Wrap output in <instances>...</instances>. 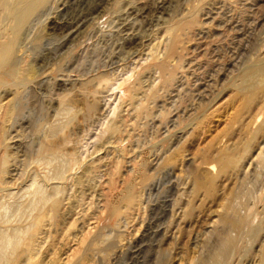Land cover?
<instances>
[{"label":"rangeland","instance_id":"obj_1","mask_svg":"<svg viewBox=\"0 0 264 264\" xmlns=\"http://www.w3.org/2000/svg\"><path fill=\"white\" fill-rule=\"evenodd\" d=\"M126 1H128V0H126ZM232 1L233 0H210L209 3L206 4V8H205L206 11H208L210 9L211 10L210 12L212 14L209 12L208 14L206 13V15H203L202 18H203L204 26L202 27L203 29H200L201 30L200 34L196 35L194 37L195 39L193 38L194 41L192 39V40L187 41L185 44L181 45L182 50L184 52L183 53L184 57L186 56V59L184 58V63L186 65L185 67H187V69H185V67L183 68V70L180 72L181 75L179 74L180 77L182 76L181 77L182 81H181V79H179V81L176 82V84L174 85L173 88H170L167 91H162L161 94L159 95V97H157L154 101L150 100L149 103L147 104L148 107L150 108L149 113L145 114V115H141L142 117L136 116L135 112L132 109V106H134L135 103L137 104L138 102H140L143 95H142V93H138L134 96V98L131 97L130 91L128 89L129 88V82L120 86L117 89L116 94H114L113 97H109V96H106L107 92H108V91L106 92V90L104 92H102V94H101V92H98V93L93 92L92 90L93 89L95 90L96 86L94 85L95 81H91V79H92V77H94L95 75H97L101 72H104V73L109 74L111 76L113 71L118 69L120 63L109 64V65H106L107 67L105 66V64L108 60L107 56L110 54L113 47H116V51H115L116 53H122L123 52V54H125V55L127 54V53H124L125 52L124 47L120 46V43H122L124 41V38L128 35L126 30H122L124 27H126V26L128 27L131 25L132 27L135 28V32H138L140 35L142 34L141 35V38H142L141 42L137 47V48H139V47L140 48L136 50L137 52H135L134 56H131L129 58V56H127L128 54L126 55L127 56L126 61H129L131 63H136V62L139 63V62H141L142 59L137 57V56L140 53L145 54L146 51H148L147 45L154 38V35L156 36V33H157V36L161 35V33H162L161 31L164 29V27L170 23V22L166 23V22H164V20L166 18L168 19L169 17H171L173 15H176L177 17H179L181 15V13H183L186 10L185 8L187 7V0L186 1L185 0H181V1L180 0H174L173 6H171L170 10H167L165 12H161L160 9L157 8L158 0H132L131 4L124 6V7L120 6L118 11H116L114 13L112 12V13L106 15L105 17L100 18L99 21H96L94 24L87 26L85 31H81L80 32L81 34L78 33L79 36H78V34L76 35V37H78V40H76L75 42H72V44L70 43L73 46H70V48H67L69 46L68 45L69 43H67L66 46H64L60 50L59 53H62L64 50L68 49V50H66V52H64L65 54L63 53L61 58L58 59L59 61H57V62H55V64L51 65L50 69L48 71H46L43 75L40 76V78L43 79V85H42L43 87H41V89H40L42 91H40L39 89L37 90L38 93L40 94V95L38 94V96H39L38 100L31 101L33 103H31V102L28 103L27 108H25L26 110L28 109L27 111L25 110V114H27L25 116H27V119L28 118L29 119L27 122H25L26 124L24 123L25 125L22 126L23 128L22 127L20 128V132H21L20 140L22 139L20 142L23 143V148H25V150L30 153V151H32V149L34 147L32 145L36 144L35 148H37L38 147L37 144L39 143V141H42V142L45 141V138H46L45 136L51 131L52 126H58L61 124H65L66 128H64L63 131H59V132L57 131L59 134L56 132L55 135L52 136V139H56L60 142L59 145H60V147L63 148V150L62 151H55L54 154L46 156V157H39L37 155H34L33 153H30V154L27 153L26 154L24 152L25 156L20 155V157L18 156V157L12 158V160L9 162L8 168H9V170H11V172L9 171L11 174L8 172V174H5L2 178H0V189L2 188L0 190V225L2 224V226H0V230H1L0 231L1 232L0 237L2 236V233L4 232L7 236H12V237L16 236L15 238H19L22 235L21 233H23V231L25 230V228L27 226V223L29 221L28 219L31 217V215H34L36 213V211H38L41 208L43 203H40V202H42V200H40V198L42 197L41 199H44L46 197H49L50 195H54V196L57 195L63 199L62 200L63 203L61 204V207H62L61 208V215L56 218L53 226H51V227L47 226L48 229L46 228V226H44L45 228L43 227L45 229V231H46V229L48 230L47 231V237L45 238V241H43L44 239L43 240L41 239V241H40V239H38L41 243V247H40V250L38 252V255H40V256L36 257V262L34 264H88V263L89 264H115V263L116 264H163V263L164 264H193L198 258L203 257L204 254H205V256H207V254L209 253V248H207V247H210V245H213L215 242L212 241V239L209 242H208V240H206V231L210 230V228L213 226L214 222H216L217 216L212 215L210 217L211 220H208L207 222H205L203 224L204 226L202 225V228L200 226L196 229H191L190 232H187V234L185 233L184 236H181L182 238L180 237V239H177L178 235H180V230H179L178 226L176 225V223L173 222L169 226H165L164 223H162L164 221L163 220L164 214H163V212L161 213L160 208H161V204H163L164 197H161V196H166L167 192H165V191L167 190V185H168L167 183H169V181L173 180V179L177 180L178 183H179V180L182 182L181 184H178L175 181L176 182V188H175L176 194L175 195L179 194L183 190L186 191V189L188 187V184L186 182L190 181L189 171H190V169H192L191 166L189 168V164L193 165L194 158L196 159L195 155L198 152V149H203L204 147H207V145L214 138V136L220 135V133L225 129V127L227 126L226 122H228L227 117H229L228 113H230L233 106L235 105L232 92H233V90L238 88L239 85H241L243 76H242V70L239 69V65H235L233 68L234 62H232V64L230 63L231 62V54H232V51L235 49V47L237 45L236 43H238V40L240 39V37L245 36V35H240L239 33H236L237 35H235V33H233V32L231 33V31H228L229 29L226 27L225 22H227V20L230 18L229 17L231 15L230 13H233L234 6L238 5V7H246L247 6V7L254 8V5H253L254 3H252V1H246V0H245V2H244V0H240V2H239V0H235L233 2ZM211 2H213V3H211ZM228 2H230V3H228ZM147 3H148V5H150V8H152L151 13H149V14H146L144 12V9H143V7L145 5H147ZM218 3L220 4V6ZM258 3L261 4V9H263L264 8V4H263L264 0H261L260 2L258 1ZM82 4H85V3H82ZM215 4H216V6H214ZM74 7H72V8H74ZM72 8L69 10L72 11ZM120 8H122V9H120ZM129 8H134L135 12L133 14H130ZM231 10H232V12H230ZM70 11H66V13L69 12L67 14V16H66V13L65 14L63 13L65 16L64 15H62V16L63 17H69L71 15ZM219 11L220 12L222 11V13H220ZM72 12H73L72 13V15H73L75 13L74 9ZM220 17L222 20L219 19ZM145 19H148L150 21V23L147 24L146 21L143 22V20H145ZM209 19H211L212 21L210 20V22H208ZM215 19H217V20H215ZM225 19H226V21H225ZM112 20H113V22H112ZM204 20H206V23ZM159 21H160V23H159ZM215 21H217V22L215 23ZM220 22H222V24ZM217 23H219V24H217ZM214 31H215V33H214ZM224 31H226V32H224ZM252 31L253 32L255 31L254 34L257 33V30H252ZM89 32H90V34H89ZM143 32L144 33L146 32V34H144ZM117 37H119V38L122 37V38L120 40H115L113 42L114 38H117ZM233 41H235V42H233ZM116 42H118L119 45ZM189 42H192V43H189ZM234 44H235V46H234ZM208 45H210V46H208ZM108 46H112V47H108ZM233 46H234V48H233ZM107 47L109 49H107ZM190 49H191V51H190ZM119 50L120 51L122 50V52H120ZM255 50H257V49H255ZM185 51H187V53ZM256 52L257 53L254 56L253 60L252 61L250 60L249 62H247L249 65H252V63H254L253 65H258L261 63V59H262L261 57L263 54L258 52V51H256ZM104 55H105V58H104ZM194 55H196V56L194 57ZM55 56H57V54H54V53L51 54V57H55ZM160 57H161V55H160ZM196 60L199 62H197ZM52 61H54V60H52ZM142 61H143V63H146V62H144V60H142ZM150 63H152V61H150ZM196 64H198V65H196ZM189 65H190V67H189ZM58 66H60V67H58ZM136 70L138 71V69H136ZM81 73H83V74H81ZM147 73H149V74H147ZM142 74H143L142 75L143 80H145L144 83H146V85L148 83H150V81H152L151 79H153V77L150 78V81L148 79V76L151 74L149 69L142 70ZM43 76H44V78H43ZM189 77H190V79H189ZM157 79L154 82H156V81L158 82L159 79L158 80ZM87 80L89 82H87ZM90 83H91V85H90ZM92 83H93V86H92ZM48 85H52V90H50L51 92L48 90V87H47ZM80 86L81 87L83 86V88L84 87L85 88L84 89L82 88V90H81ZM63 87H67V89L65 88V90H64ZM229 87H230V89L228 90ZM69 89L73 90V91H71L72 93L70 92ZM101 90H103V89H101ZM56 91H57V93H56ZM87 91H88V93H87ZM49 92H50V94H48L49 95L48 96L47 93H49ZM68 92H69V95H68ZM188 92L191 93V97H190ZM41 93H42V95H41ZM43 93H45V94H43ZM54 93H56V94H54ZM65 93H67L68 97L73 96V97H71L72 100L75 103H77L76 104L77 107H75V108L73 107V109H71L70 111L67 109H64L60 106V98H61L60 94L62 96ZM90 93H92V94L95 93V94L92 96V94H90ZM74 94H75V96H74ZM56 95H58L60 98ZM101 95H103L104 97ZM41 96L42 97L44 96V97L41 98ZM82 96H84V99ZM96 96H98L100 99ZM52 97H54V98H52ZM56 97H58L59 99ZM93 97H95V98L93 99ZM205 98H206V100H205ZM39 99L40 100L43 99L42 102ZM188 99H189V102H188ZM48 100H50V101H48ZM55 101H57V102H55ZM85 101H87V102H85ZM89 101H91L90 103L97 104L98 109L90 110L88 112L87 111V105H88ZM190 101H191V103H190ZM49 102H51V104ZM53 102H55V103H53ZM78 103H80V104H78ZM145 103H147V102H145ZM204 103H205V105H204ZM174 104H175V106H174ZM46 105H49V106L46 107ZM117 105H118L119 109L121 108L119 110V114L122 112L121 115L124 116L125 118L129 119L127 122V125L125 127L126 129L121 134V138L119 137L120 134H116L113 136L106 135V134L103 135V130H104V127L107 123V121H105V120L108 119V121H109V119L114 116L113 108ZM172 105L174 108L172 107ZM195 105H196V107H194ZM231 105H232V107H231ZM31 107L34 109V111ZM45 107H46V110H45ZM54 107L57 109H54ZM193 107H194V109H193ZM126 108H127V110H125ZM74 109H75V111H74ZM213 109L215 112L213 111ZM226 109H227V111H226ZM229 109H231V110H229ZM30 110H32V111H30ZM41 111H42V113H41ZM178 111H180L181 113ZM182 112H184V113L182 114ZM33 113H35V114H33ZM80 113H82V114H80ZM88 113H89V115H88ZM110 113H111V115H110ZM78 114H80V115H78ZM81 115H83V116H81ZM125 115L126 116L128 115V116L126 117ZM223 116L224 117L226 116V118H224ZM53 117H55V118H53ZM67 117H68V119H66ZM69 117H70V119H69ZM99 117L100 118L103 117L104 119L100 120ZM185 118H187V119H185ZM54 119H56V120H54ZM131 119H133V120H131ZM49 121H51V122H49ZM222 121H225V123ZM93 122H95V123H93ZM27 123H28V125H27ZM67 123H70V124L68 125ZM188 123H190L189 126H188ZM214 123H216V125ZM71 124L73 125V127ZM175 124L177 126H175ZM29 125H30V127H29ZM219 125H222L221 127H224V128H220ZM74 126L77 129L74 128ZM87 126H89V127H87ZM217 126H219V127L216 128ZM85 127H87V128L85 129ZM180 129H182V130H180ZM35 131L38 134H36ZM64 132H66L67 136H68L67 137L68 140L65 142L62 139L63 136H61L64 134ZM32 133L35 135H33ZM41 133H43V134H41ZM178 135H180V136H178ZM205 135H207L208 137ZM31 136H32V138H31ZM57 136H60V137H57ZM26 137L29 138L28 139L29 142L26 140L27 139ZM84 137H85V139H84ZM111 138H113V139H111ZM114 138L115 139L117 138L118 140L117 139L115 140ZM23 140H26L27 142L23 141ZM89 141H90V143H89ZM104 141H106V142H104ZM13 144H15V142L12 143V147L16 148V145L14 146ZM99 144H101V145H99ZM107 144H109V145H107ZM262 144L264 145V141L261 142V146H262ZM196 145H198V146H196ZM190 146H192V147H190ZM13 150H15V149H13ZM66 151H70L71 153H74V156L70 157L69 155H65ZM189 151H191V152H189ZM256 154H257V151L253 152L252 153L253 156L251 155L250 158L245 159L242 163L241 172L247 173L246 174L247 178L245 179L244 184L240 186V195L239 196L241 197L240 199L243 200L244 199L243 197H245V195H246L245 199H248L250 202H252V204L254 202H256V199H258V201L255 205V208H254L255 216L253 218V222L255 223V225L259 229L258 233H257L258 236H257L256 240H254L253 238H250V236L248 234L245 233L243 238L239 241L240 249L237 252H235V255L233 254V256H232L233 260L231 259L230 263H228V264H264V192L263 191L258 192V191L264 190V180H263L264 174L260 175V177H259L258 175L252 173L253 165L251 164V162L253 160H255ZM182 155H183V157H182ZM32 157H35V159ZM177 157H179V158H177ZM127 158H129V159H127ZM28 159H29V161H28ZM145 160H147V161L145 162ZM168 160H170L171 163H168L169 162ZM58 161H61V162H58ZM76 161L79 163H77ZM187 161H189V162H187ZM108 163H110L111 166H113L115 168L110 167V164H108ZM41 165H43V166H41ZM78 165H79V167H78ZM81 165H82V167H81ZM131 165H133L132 168L130 167ZM164 166H166V168ZM88 167H89V169H88ZM128 167H129V169H128ZM167 167H169L170 169H168ZM140 168H142V171L140 170ZM103 169L104 170L106 169L105 170L106 172ZM136 169H137V171H136ZM84 170H85V172H84ZM109 170L111 173L108 172ZM186 170H187V172H186ZM17 171H19V172H17ZM128 171L131 174H129ZM20 173H22V174H20ZM82 173H84V175ZM169 174H170V176H168ZM21 177H23V178L21 179ZM43 178H44V180H42ZM175 178H178V179H175ZM65 179H66V182H65ZM81 179L83 181H81ZM108 179H109V181H108L109 185L107 186L108 183H106V182ZM56 180H57V182H56ZM58 180L60 183L58 182ZM50 181H51V183H50ZM63 181L65 183H63ZM84 181L87 183L85 184ZM17 182H18V184H17ZM79 182H80V184H79ZM91 182H92V184H91ZM129 182L134 185L133 191L135 192V195H137V193H139V191L142 190V186H143V184H145V187L143 188V194L141 197V199H143L142 203L139 205L137 203V206H136V202H135L134 205L132 206L133 208L131 207L128 211L122 212L120 215H113V213L111 211V206L108 205V202H110L115 197V195L118 193V191L119 192L122 191L129 184ZM36 183H37V186H36ZM43 183H45V184L43 185ZM121 183H123V184H121ZM52 184H54V185H52ZM78 184H79V186H78ZM86 185H88V187ZM184 185L186 188L184 187ZM48 186L52 187V188H49ZM85 186L88 189H86ZM119 186H121V187H119ZM3 187H5V188L3 189ZM8 187H10V189ZM80 187H82V188L84 187V188L81 189ZM260 187H261V189L259 190ZM30 188H31V190H30ZM32 188H34V189H32ZM103 188H104V190H103ZM252 188L255 190V192ZM148 189H149V191H148ZM26 191H27V194H25ZM246 191L250 194H248V195L245 194ZM29 192H31L32 195ZM242 193H244V194H242ZM261 193H262V196H261ZM44 194H45V196H44ZM150 194H152V195H150ZM143 195H144V197H143ZM25 196H26V198H25ZM43 196H44V198H43ZM34 197H36V198H34ZM82 197L87 199V200L83 199ZM87 197H89V198H87ZM28 198L29 199L31 198L33 203ZM155 198H157V200ZM186 198H188V196ZM66 200H67V202H66ZM64 201L66 204L64 203ZM146 201H148V202H146ZM157 201H159V202H157ZM35 202L36 203L38 202V203L36 204ZM123 203L124 202H122L121 204H123ZM159 204H160V206H159ZM33 206H36V207H33ZM67 207L69 209L71 207H73V208H71L69 210ZM153 207L154 208L156 207V208L154 209ZM32 208H33V210H32ZM169 208H170L169 209V215L175 214L176 217L179 216L180 209H178L177 206L174 208L173 212L171 210L172 208L171 207H169ZM158 209H159V211H158ZM131 210L133 211V213ZM26 211H27V213H26ZM31 212H32V214H31ZM66 212H68V213L70 212V213L68 214ZM71 212H72V214H71ZM129 212L131 213V217L129 215L130 214ZM126 213L128 214V216H126L127 215ZM27 216H29V217L27 218ZM151 217L154 218L153 221H152ZM156 217H158V219ZM119 218L120 219L122 218V219L119 221L120 222L119 225H116ZM24 219H25V221H24ZM65 219H66V221H65ZM73 219H75V220H73ZM150 221H151L152 225L146 226L145 223H149ZM156 221H157V223H156ZM122 222H124V223H122ZM158 222L161 223L160 224L161 226H159ZM123 224H125V225H123ZM127 224H128V227L125 228V226ZM5 226H6V228H5ZM105 227H106V229H105ZM111 227H114V229H116L117 231L114 229H111ZM122 227H123V230H125L126 232L123 230L121 231ZM156 227L158 230L156 229ZM56 228H58V229H56ZM100 231H101V238H100L99 243L96 244L97 249H95L93 251L87 250L86 248L90 244V243H88L89 240L91 242L95 238L96 233H98ZM118 232H119V234H118ZM15 233H17V234H15ZM17 235H18V237H17ZM139 235H141V236L139 237ZM144 235H146V236H144ZM147 235H148V238H147ZM112 238H114V239H112ZM157 239H158V241H157ZM176 239H177V241H176ZM128 240H130V241L132 240V241L130 242ZM127 242H129V243H127ZM0 243H1V238H0ZM140 244H142V246H140ZM205 245H208V246H205ZM12 246L13 245L9 244L5 248V250H3V252H2L1 247H0V264H5L6 259L9 257L8 255H10V253L12 252V249L14 248ZM143 246H145L146 250H144L145 248ZM160 246H161V248H159ZM117 249L119 251H117ZM110 250H112V251H110ZM101 251H103V252L100 253ZM104 251H107V252H104ZM244 251H246V252H244ZM132 252H133V254H132ZM112 258L114 259L113 261H112ZM163 258H165V259L163 260ZM86 259H88V261H86ZM100 259H102L103 261ZM103 262H105V263H103ZM21 263H24V259H20V264Z\"/></svg>","mask_w":264,"mask_h":264},{"label":"bare ground","instance_id":"obj_2","mask_svg":"<svg viewBox=\"0 0 264 264\" xmlns=\"http://www.w3.org/2000/svg\"><path fill=\"white\" fill-rule=\"evenodd\" d=\"M209 1L210 0H187V7L185 8L186 10L183 13H181V15L179 17H177L176 15H173V16L169 17L168 19L166 18L164 20V22H166V23L170 22V23L167 26L164 27V29L161 31L162 32L161 35L157 36V33H156V36L154 35V38L147 45L148 46V49H147L148 51H146L145 54H141L140 53L137 56V57L141 58L142 60H144V62H146V63H143L142 60H141L142 63L141 62H139V63H137V62L136 63H131L129 61H126L127 56H129V58L131 56H134L135 52H137L136 50L140 48V47L139 48H137V47H138V45L141 42V39H142L141 35L142 34L140 35L138 32H135V28L132 27L130 24H129L130 26L124 27L122 30H126L128 35L124 38V41L122 43H120V46L124 47V50H125L124 53H127L128 55L126 54L127 55L126 56L125 54H123L122 50L121 51L119 50L122 53H116L115 52L116 51V47H113L111 52H110V54L107 56L108 60H107V62L105 64V66L109 65V64H115V63H120V65H119L118 69L113 71L111 76L109 74L101 72V73L95 75L94 77H92L91 81H95L94 85L96 86V89L95 90L93 89L92 91L93 92H97V93L101 92V94H102V92H104L106 90V92L107 91L109 92V93L107 92L106 96L113 97L114 94H116V91H117V89L120 86H122V85L126 84L127 82H129V88L128 89L130 91L131 97L134 98V96L136 94H138V93H142V95H143L142 99L140 100V102H138L137 104L135 103L134 106H132L133 111L135 112L136 116H138V117H140L141 115L148 114L150 108L148 107L147 104L149 103V101L150 100L154 101L157 97H159V95L161 94L162 91H167L170 88H173L174 85L176 84V82L179 81V79H181L182 76L180 77L179 74L183 70V68L186 66L185 63H184V58L186 59V56L184 57V54H183L184 52L182 50V46L181 45L185 44L189 40H192L196 35L200 34V32H201L200 29H203L202 27L204 26L202 17H203V15H206V13L208 14L211 11L210 9L208 11H206V9H205L206 8V4L209 3ZM233 1H235V0H233ZM246 1H252V3H254L253 4L254 8L247 7V6L246 7H238V5L237 6L233 5L234 6L233 13H230L231 15L229 16L230 17L229 19L226 17L228 20H227V22H225L226 23V27L229 29L228 31H231V33L233 32V33H235V35H237L236 33H239L240 35H245V36H241L240 37V39L238 40V43H236L237 45H236L235 49L232 51V54H231V62L230 63L232 64V62H234L233 63V68H234L235 65H239V69L242 70L243 79H242L241 85H239L240 87L237 85L238 88L235 87L236 89L234 88L235 90H233V92H232L233 93V97H234L233 100L235 102V105L233 106L232 110L229 109L231 111H230V113H228L229 117H227L228 118L227 119L228 122H226L227 126L220 133V135H215L214 136V138L209 142L207 147H204L203 149H198V152L195 155L196 159L194 158L193 165L189 164V168L191 166L192 169H190V171H189L190 181L186 182L188 184V187H187L186 191L183 190L179 194L175 195L176 194L175 193V188H176L177 180L173 179V180H170L169 183H167L168 184L167 185V190L165 191V192H167L166 196H161V197H164L163 204H161V208H160L161 213L163 212V214H164V219H163L164 221L162 223H164L165 226H169L173 222L176 223V225L178 226V228L180 230V235H178L177 239H180V237L184 236L185 233L187 234V232H190L191 229H196V228H198L200 226L202 228V225L205 222H207L208 220H211L210 217L212 215H216L217 216L216 222H214V224L210 228V230L206 231V240H208V242H209L212 239V241L215 242L213 244L214 246L209 244L210 247H207V248H209V253L207 254V256H205V254H204L203 257L198 258V259L196 258L197 260L193 264H228V263H230V260L232 259L233 254L235 255V252H237L240 249L239 241L243 238L245 233L248 234L250 236V238H253L254 240H256V238L258 236L257 233H258L259 229L255 225V223L253 222V218L255 216L254 208H255V205H256L258 199H256V202H254L252 204V202H250L248 199H245L246 195H245V197H243L244 198L243 200L240 199L241 197L239 195H240V186L244 184L245 179L247 178V175H246L247 173H242L241 172L242 163H243V161L245 159L250 158L252 153L255 152V151H257L256 158H255V160H253L251 162V164L253 165L252 173L258 175L259 177H260V175L264 174V145L262 144V146H261V142L264 141V8L261 9V4L258 3V1L260 2L261 0H257V1L256 0H246ZM173 2H174V0H158L157 8H159L161 12H165L167 10H170L171 6H173ZM239 2H240V0H239ZM244 2H245V0H244ZM82 3H85V4H82ZM131 3H132V0H128V1H126V0H0V178H2L5 174H8L9 171L11 172V170H9V168H8V164L12 160V158H15V157H18V156L20 157V155H24V152L26 154L29 153L28 151L25 150V148H23V143L20 142L22 140V139L20 140V138H21L20 128L23 125H25L26 124L25 122H27L28 119H29V118L27 119V116H25V115H27V114H25V110H26L25 108H27V104L30 103L31 101L38 100V97H39L38 94L39 93H38L37 90L38 89L40 90L41 87H43L42 86L43 85V79H41L40 76L43 75L46 71H48L50 69L51 65H53V64H55V62L59 61L58 59H60L61 56L63 55V53L66 52V50H68V49H66L62 53H59L60 50L64 46H66L67 43H69L68 44L69 46L67 45L68 46L67 48H70V46H73L71 44H72V42H75L76 40H78V37H76V35L78 33H80L81 31H85L87 26H89L91 24H94L96 21H99L100 18L105 17L106 15H108V14H110L112 12L114 13V12L118 11L120 6L124 7V6H127V5L131 4ZM211 3H213V2H211ZM228 3H230V2H228ZM214 6H216V4ZM219 6H220V4H219ZM72 7H74V8H72ZM71 8H72V11H73V9L75 11V13L73 15H72L73 12L69 10ZM120 9H122V8H120ZM143 9H144V12L146 14H149L152 11V8H150V5H148V3H147V5H145L143 7ZM66 11H70L71 15L69 17H63L62 16V15H64L66 13ZM129 11H130L129 12L130 14H133L135 12L134 8H129ZM230 12H232V10ZM68 13H66V16H67ZM220 13H222V11ZM219 19H221V17ZM210 20L211 19H209V21L208 20L207 21L210 22ZM215 20H217V19H215ZM144 21H146L147 24L150 23V21L148 19L143 20V22ZM204 21L206 23V20H204ZM225 21H226V19H225ZM112 22H113V20H112ZM216 22L217 21H215V23ZM159 23H160V21H159ZM220 23L222 24V22H220ZM217 24H219V23H217ZM252 30H257V33L254 34L255 31L253 32ZM224 32H226V31H224ZM214 33H215V31H214ZM89 34H90V32H89ZM144 34H146V32ZM78 36H79V34H78ZM121 38L117 37V38H114V40L113 39L112 40L114 42L115 40H120ZM194 39H193V41H194ZM233 42H235V41H233ZM116 43L118 44V42H116ZM189 43H192V42H189ZM208 46H210V45H208ZM234 46H235V44H234ZM234 46H233V48H234ZM108 47H112V46H108ZM108 47H107V49H109ZM255 49H257V50H255ZM187 51H185V52L187 53ZM190 51H191V49H190ZM256 51H258V52L263 54L262 57H261L262 58L261 59V63L259 62L260 64H258V65H253L254 63H252V65H249L247 62H249L250 60L251 61L253 60L254 56L257 53ZM52 53L57 54V56L51 57ZM160 55H161V57H160ZM195 56L196 55H194V57ZM104 58H105V55H104ZM52 60H54V61H52ZM150 61H152V63H150ZM197 62H199V61H197ZM196 65H198V64H196ZM58 67H60V66H58ZM189 67H190V65H189ZM136 69H138V71ZM144 69H149L150 72H151V74L148 76L149 81H150V78L153 77V79H151L152 81H150V83H148L147 85H146V83H144L145 80H143V77H142V75H143L142 74V70H144ZM185 69H187V67H185ZM81 74H83V73H81ZM147 74H149V73H147ZM43 78H44V76H43ZM156 79L158 80V82L157 81L154 82ZM189 79H190V77H189ZM181 81H182V79H181ZM87 82H89V81L87 80ZM90 85H91V83H90ZM92 86H93V83H92ZM47 87H48L49 91L52 90V85H48ZM65 88L67 89V87H63L64 90H65ZM82 88H83V86L81 87V90H82ZM101 89H103V90H101ZM229 89H230V87L228 88V90ZM40 91H42V90H40ZM71 91H73V90L71 89L70 92ZM50 92L47 93V95L50 94ZM56 93H57V91H56ZM56 93H54V94H56ZM87 93H88V91H87ZM43 94H45V93H43ZM90 94H92V93H90ZM94 94L95 93H93L92 96ZM41 95H42V93H41ZM68 95H69V92H68ZM68 95H67V93H65L64 95L61 96V94H60L61 98L58 95H56V96H58L60 98V106L62 108H64V109H67V110L70 111L71 109H73V107L74 108L77 107L76 106L77 103H75L72 100L71 97H73V96H71V97L69 96L68 97ZM103 95H101V96H103ZM189 95L191 97V93H189ZM74 96H75V94H74ZM43 97L41 96V98H43ZM58 97H56V98H58ZM82 97L84 99V96H82ZM96 97H98V96H96ZM52 98H54V97H52ZM94 98L95 97H93V99ZM42 100H40V101L42 102ZM205 100H206V98H205ZM48 101H50V100H48ZM55 102H57V101H55ZM55 102H53V103H55ZM85 102H87V101H85ZM90 102L91 101H89V103L87 105V111L88 112L90 110L98 109L97 108L98 107L97 104L90 103ZM145 102H147V103H145ZM188 102H189V99H188ZM31 103H33V102H31ZM49 103L51 104V102H49ZM190 103H191V101H190ZM78 104H80V103H78ZM204 105H205V103H204ZM47 106H49V105H46V107ZM174 106H175V104H174ZM46 107H45V110H46ZM172 107H173V105H172ZM194 107H196V105ZM194 107H193V109H194ZM231 107H232V105H231ZM127 108L125 110H127ZM54 109H57V108L54 107ZM120 109H119L118 105L115 106L113 108L114 116L112 115L113 117L110 118L109 121H108V119L105 120V121H107V123H106V125L104 127L103 135L106 134V135L113 136V135H116V134H120L119 137L121 138V134L126 129L125 127H126L127 122H128L129 119H127L124 116H122L121 115L122 112L119 114V110ZM227 109H226V111H227ZM30 111H32V110H30ZM33 111H34V109H33ZM74 111H75V109H74ZM213 111H214V109H213ZM178 112H180V111H178ZM41 113H42V111H41ZM82 113H80V114H82ZM183 113L184 112H182V114ZM33 114H35V113H33ZM80 114H78V115H80ZM88 115H89V113H88ZM110 115H111V113H110ZM81 116H83V115H81ZM53 118H55V117H53ZM187 118H185V119H187ZM224 118H226V116ZM66 119H68V117ZM69 119H70V117H69ZM101 119H104V118L102 117V118H100V120ZM54 120H56V119H54ZM131 120H133V119H131ZM49 122H51V121H49ZM222 122L225 123V121H222ZM93 123H95V122H93ZM67 124L69 125L70 123H67ZM189 124L190 123H188V126H189ZM214 124L216 125V123H214ZM27 125H28V123H27ZM222 125H219L220 128H224V127H221ZM175 126H177V125L175 124ZM219 126H217L216 128H218ZM29 127H30V125H29ZM72 127H73V125H72ZM87 127H89V126H87ZM87 127H85V129ZM64 128H66L65 124H61V125H58V126H52L51 131L45 136L46 137L45 141L42 142V141L38 140L39 141V143L37 144L38 147L35 148L36 144L32 145L34 147H33L32 151H30V153H33L34 155H37L39 157H46V156L54 154L55 151H62L63 148L60 147V145H59L60 142L58 140H56V139H52V136H54L57 131L58 132L59 131H63ZM74 128H76V127L74 126ZM180 130H182V129H180ZM43 133H41V134H43ZM36 134H38V133L36 132ZM33 135H35V134H33ZM61 136H63L62 139L64 140V142L68 140L67 139L68 136H67L66 132H64V134L61 135ZM178 136H180V135H178ZM205 136H207V135H205ZM57 137H60V136H57ZM31 138H32V136H31ZM28 139L29 138H27L26 140L28 141ZM84 139H85V137H84ZM111 139H113V138H111ZM26 140H23V141H26ZM13 142H15V144H13V145L14 146L16 145V148L12 147V143ZM104 142H106V141H104ZM89 143H90V141H89ZM99 145H101V144H99ZM107 145H109V144H107ZM196 146H198V145H196ZM190 147H192V146H190ZM13 149H15V150H13ZM189 152H191V151H189ZM65 153H66L65 155H69L70 157L74 156V153H71L70 151H66ZM182 157H183V155H182ZM32 158L35 159V157H32ZM177 158H179V157H177ZM127 159H129V158H127ZM28 161H29V159H28ZM61 161H58V162H61ZM146 161L147 160H145V162ZM168 161H169L168 163H171L170 160H168ZM187 162H189V161H187ZM77 163H79V162H77ZM108 164H110V163H108ZM133 165H131L130 167L132 168ZM41 166H43V165H41ZM78 167H79V165H78ZM81 167H82V165H81ZM110 167L115 168V167L111 166V164H110ZM164 167L166 168V166H164ZM167 168L170 169L169 167H167ZM88 169H89V167H88ZM128 169H129V167H128ZM140 170L142 171V168H140ZM187 170H186V172H187ZM136 171H137V169H136ZM17 172H19V171H17ZM84 172H85V170H84ZM108 172H110V170ZM130 172H129V174H131ZM20 174H22V173H20ZM82 174L84 175V173H82ZM168 176H170V174ZM22 178L23 177H21V179ZM175 179H178V178H175ZM42 180H44V178ZM81 181H83V180L81 179ZM108 181H109V179L107 180L106 183H108ZM18 182H17V184H18ZM56 182H57V180H56ZM58 182H59V180H58ZM65 182H66V179H65ZM65 182L63 181V183H65ZM50 183H51V181H50ZM86 183L87 182H85V184ZM181 183L182 182L179 180L178 184H181ZM44 184L45 183H43V185ZM79 184H80V182H79ZM79 184H78V186H79ZM91 184H92V182H91ZM121 184H123V183H121ZM52 185H54V184H52ZM108 185H109V183L107 184V186ZM36 186H37V183H36ZM86 186L88 187V185H86ZM86 186H85V188L88 189ZM119 187H121V186H119ZM133 187H134V185L129 182V184L122 191H120V192L118 191V193L115 195V197L110 202L107 201L108 205L111 206V211H112L113 215H120L122 212L128 211L134 205L135 202H136V206H137V203H138V205L142 203L143 199H141V197H142V194H143V188L145 187V184H143L142 190H140L139 193H137V195H135V192L133 191ZM184 187H185V185H184ZM4 188L5 187H3V189ZM8 188L10 189V187H8ZM49 188H52V187H49ZM80 188L83 189L84 187L83 188L80 187ZM32 189H34V188H32ZM260 189H261V187L259 188V190ZM30 190H31V188H30ZM103 190H104V188H103ZM148 191H149V189H148ZM262 191L264 192V190H261V191H258V192H262ZM254 192H255V190H254ZM29 193L31 194V192H29ZM25 194H27V191H26ZM45 194H44V196H45ZM242 194H244V193H242ZM245 194L248 195L250 193H248L246 191ZM150 195H152V194H150ZM44 196H43V198H44ZM187 196H188V198H186ZM261 196H262V193H261ZM36 197H34V198H36ZM143 197H144V195H143ZM25 198H26V196H25ZM41 198H40V200H42V202H40V203H43L42 206L40 205L41 208L40 209L38 208L39 210L36 211V213L34 215H31V217L28 219L29 221L27 223V226L25 225L26 228L23 231V233H21L22 235L19 238H15L16 236H14V237L7 236L4 232L2 233V236L0 237L1 238L0 247H1L2 252H3V250H5V248L9 244L13 245L12 247H14L12 249V252L10 253V255H8L9 257L6 259L5 264H20V259H24V263H21V264H34L36 262V257L40 256V255H38V252H39L40 247H41L40 241H41V239L42 240L44 239L43 241H45V238L47 237V231H48L47 230L48 229L47 226H49V227L53 226V224L55 223L56 218L61 215V208H62L61 204L63 203L62 202L63 199L61 197L57 196V195H55V196L54 195H50L49 197H46L44 199H41ZM87 198H89V197H87ZM83 199H85V198H83ZM155 199L157 200V198H155ZM29 200H31V198ZM85 200H87V199H85ZM31 202H32V200H31ZM66 202H67V200H66ZM122 202H124V203L121 204ZM146 202H148V201H146ZM157 202H159V201H157ZM64 203H65V201H64ZM36 206H33V207H36ZM159 206H160V204H159ZM176 206L178 207V209H180L179 216L176 217L175 214H172V215L170 214L171 215L170 216L169 215V209H170L169 207L172 208L171 210L173 212L174 208ZM71 208H73V207H71ZM32 210H33V208H32ZM158 211H159V209H158ZM26 213H27V211H26ZM66 213H68V212H66ZM132 213H133V211H132ZM31 214H32V212H31ZM71 214H72V212H71ZM129 215L131 217V213ZM126 216H128V214ZM28 217L29 216H27V218ZM156 218L158 219V217H156ZM121 219L119 218V220L117 221L116 225H119V223H120L119 221ZM153 219L154 218H152V221H153ZM73 220H75V219H73ZM24 221H25V219H24ZM65 221H66V219H65ZM122 223H124V222H122ZM156 223H157V221H156ZM125 224H123V225H125ZM160 224L161 223H159V226H161ZM145 225L146 226L147 225L148 226L152 225L151 221L149 223H145ZM0 226H2V224ZM44 226H46V228H47L46 231L44 229L45 228ZM126 227H128V224L125 226V228ZM5 228H6V226H5ZM56 229H58V228H56ZM105 229H106V227H105ZM111 229H114V227H111ZM156 229H157V227H156ZM114 230H116V229H114ZM122 230H123V227L121 228V231ZM123 231H125V230H123ZM119 232H118V234H119ZM15 234H17V233H15ZM140 236L141 235H139V237ZM144 236H146V235H144ZM17 237H18V235H17ZM100 238H101V231L96 233L95 238L91 242L89 240L88 243H90V244L87 246V248L86 247L85 248L87 250H92V251L97 249L96 248V244L99 243ZM147 238H148V235H147ZM38 239H40V241ZM112 239H114V238H112ZM177 239H176V241H177ZM128 241H130V240H128ZM157 241H158V239H157ZM127 243H129V242H127ZM140 246H142V244H140ZM205 246H208V245H205ZM143 247L145 248V246H143ZM159 248H161V246ZM144 250H146V248ZM107 251H104V252H107ZM110 251H112V250H110ZM117 251H119V250L117 249ZM102 252L103 251H101L100 253H102ZM133 252H132V254H133ZM244 252H246V251H244ZM164 259L165 258H163V260ZM100 260H102V259H100ZM113 260L114 259L112 258V261ZM86 261H88V259H86ZM103 263H105V262H103Z\"/></svg>","mask_w":264,"mask_h":264}]
</instances>
